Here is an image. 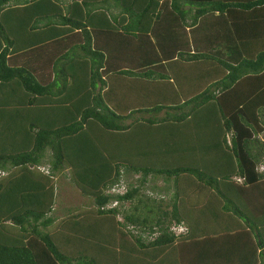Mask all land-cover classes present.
Listing matches in <instances>:
<instances>
[{
	"label": "trees",
	"instance_id": "obj_1",
	"mask_svg": "<svg viewBox=\"0 0 264 264\" xmlns=\"http://www.w3.org/2000/svg\"><path fill=\"white\" fill-rule=\"evenodd\" d=\"M5 172L0 264H264V0H0Z\"/></svg>",
	"mask_w": 264,
	"mask_h": 264
},
{
	"label": "rangeland",
	"instance_id": "obj_2",
	"mask_svg": "<svg viewBox=\"0 0 264 264\" xmlns=\"http://www.w3.org/2000/svg\"><path fill=\"white\" fill-rule=\"evenodd\" d=\"M57 180V198L56 202L58 204V209L55 212V215L62 216L64 215V212L67 211L69 207H72L73 209L82 208L85 206H89V202H91L89 199L84 198L79 194L77 189H75L71 184L68 182L67 177H64L62 175L56 177ZM157 183H160L158 181ZM166 197H170V194H165ZM170 195V196H168ZM54 214V213H53ZM186 225V224H185ZM177 225H172L171 230L173 231V227Z\"/></svg>",
	"mask_w": 264,
	"mask_h": 264
},
{
	"label": "crops",
	"instance_id": "obj_3",
	"mask_svg": "<svg viewBox=\"0 0 264 264\" xmlns=\"http://www.w3.org/2000/svg\"><path fill=\"white\" fill-rule=\"evenodd\" d=\"M66 49H68L69 50V52H71L70 54L72 55H75V56H77L78 57V59H76V57H74V56H70V58H68L67 60H80L79 59V57H83L84 58V56H83V50L80 48V47H77L76 49H74V48H69V47H67ZM67 51V50H66ZM75 58V59H74ZM124 92H127V90H125ZM127 93H129V97H131L130 96V92H127ZM125 94V93H124ZM124 97H127L126 96V94L124 95ZM4 175H6V172L4 173V174H0V180L4 177ZM158 182V181H157ZM155 183L156 184V186H157V188L155 189V190H157L159 187L161 188V186H162V182H161V184L160 183ZM151 190V189H150ZM151 192H152V190H151ZM151 192H147V193H149V194H152ZM56 209H58V204H57V202L55 203V206H54V210H53V212H52V215L53 216H55V218L58 220L59 218H61V217H63L64 215H65V213L66 212H64V215H62V216H56L55 215V212L57 211ZM54 213V214H53ZM178 226V225H177ZM179 226H183V227H185L186 229H187V226L184 224V223H180L179 224ZM187 231V230H186ZM184 233H186V232H184ZM182 234V233H181ZM176 235V234H175Z\"/></svg>",
	"mask_w": 264,
	"mask_h": 264
},
{
	"label": "built area",
	"instance_id": "obj_4",
	"mask_svg": "<svg viewBox=\"0 0 264 264\" xmlns=\"http://www.w3.org/2000/svg\"><path fill=\"white\" fill-rule=\"evenodd\" d=\"M125 190H126L125 185L121 183L120 186L113 187L111 189V192L114 194H123L125 192ZM116 205H117V201L113 200L108 206L115 207ZM172 229H173L175 234H179V233L184 232L186 230V228L183 226H175Z\"/></svg>",
	"mask_w": 264,
	"mask_h": 264
},
{
	"label": "clouds",
	"instance_id": "obj_5",
	"mask_svg": "<svg viewBox=\"0 0 264 264\" xmlns=\"http://www.w3.org/2000/svg\"><path fill=\"white\" fill-rule=\"evenodd\" d=\"M179 226V225H178ZM187 230V229H186ZM186 230L184 231V232H186ZM184 232H181V233H184ZM181 233H179V234H181ZM175 234V233H174ZM179 234H176V235H179Z\"/></svg>",
	"mask_w": 264,
	"mask_h": 264
}]
</instances>
